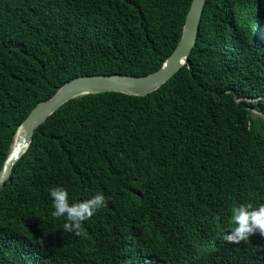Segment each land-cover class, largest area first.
Instances as JSON below:
<instances>
[{
  "label": "trees",
  "instance_id": "1",
  "mask_svg": "<svg viewBox=\"0 0 264 264\" xmlns=\"http://www.w3.org/2000/svg\"><path fill=\"white\" fill-rule=\"evenodd\" d=\"M191 0H0V168L40 101L79 76L147 75ZM106 206L63 230L48 189ZM264 203V0H206L195 46L157 90L88 94L38 126L0 185V264H264L230 244L231 210Z\"/></svg>",
  "mask_w": 264,
  "mask_h": 264
},
{
  "label": "water",
  "instance_id": "2",
  "mask_svg": "<svg viewBox=\"0 0 264 264\" xmlns=\"http://www.w3.org/2000/svg\"><path fill=\"white\" fill-rule=\"evenodd\" d=\"M206 0H191L178 43L161 66L147 74L86 75L75 77L57 88L48 99L38 102L18 126L10 150L0 168V185L9 178L13 164L27 151L35 129L64 103L88 94L119 92L144 96L168 81L184 64L195 46L199 23Z\"/></svg>",
  "mask_w": 264,
  "mask_h": 264
},
{
  "label": "clouds",
  "instance_id": "3",
  "mask_svg": "<svg viewBox=\"0 0 264 264\" xmlns=\"http://www.w3.org/2000/svg\"><path fill=\"white\" fill-rule=\"evenodd\" d=\"M48 196L51 200L52 217L63 218V230L75 235H80L81 225L107 203L101 192L73 202L68 190L61 185L49 188ZM231 220L234 227L225 237L228 243L239 244L249 240L255 233L264 237V203L255 206L251 202L238 204L231 210Z\"/></svg>",
  "mask_w": 264,
  "mask_h": 264
}]
</instances>
